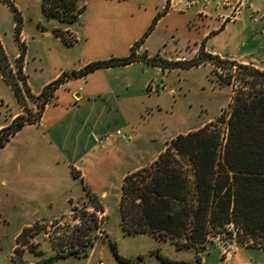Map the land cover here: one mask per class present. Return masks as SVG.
<instances>
[{"label":"rangeland","instance_id":"374dc122","mask_svg":"<svg viewBox=\"0 0 264 264\" xmlns=\"http://www.w3.org/2000/svg\"><path fill=\"white\" fill-rule=\"evenodd\" d=\"M10 1L18 10L21 25L17 32L16 13L6 0H0V43L6 55V60H4L6 70L9 74L18 76L21 69L22 74L27 76L25 81L28 80L36 89H39L44 81L59 70H62L59 77L63 76L65 82L73 77L72 68L74 66H79V71L88 63L108 59L106 58L108 56L109 58L122 57L117 55L124 51L128 41L132 39L139 27L137 20L124 19V14L119 12V8L111 9V2L120 0H89L85 14L82 12L73 22L46 15L42 9V0ZM183 1H187L188 5L197 4L202 9H207L209 2L213 0ZM263 4L264 0H215V8L220 6L229 10L228 15L222 17V25L229 20L236 21L241 14L246 19L250 27L247 31L250 38L246 42L247 55L243 59L249 62L241 63L234 59L221 58L218 55L223 59L218 65L214 59L201 53L202 48L204 49L201 46L195 55L187 59L197 56L206 58L201 63L208 64L206 67H180L182 69L168 71L167 79L170 85L177 89L176 111L170 114L168 112L170 110H167L168 113L165 112L161 118H158L160 114H156V111L145 112L147 119L139 115L142 119L139 127L145 132L146 129H152L156 123H165L166 129L161 130V133L155 131L158 139L149 145L144 142L145 136L141 134L139 140L132 146L135 158L149 157L161 145L163 136L168 135L174 129L185 128L189 125L199 126L204 120L216 121L221 114H227L233 97L243 84L242 76L245 70L239 64H248L264 70V11L259 9V6ZM114 11L117 12L119 19L116 22L111 20L115 14ZM158 18L157 14L151 24L155 26ZM198 25V21L184 23V21L177 20L176 26L171 28L172 34L190 35L201 29ZM68 26L72 32L66 29ZM238 26L239 24L231 25L226 32ZM57 29L62 33L61 35L56 34ZM46 32H50L51 35H45ZM106 36H112L114 42L111 44V38L108 40ZM102 40H107L109 43L104 46L101 44ZM23 45L26 48L22 59L19 56ZM18 82L21 84L23 95L21 101L7 83L0 81V122L10 119L17 112V106L21 108V114H25L32 121H37L46 104L52 100L54 87L48 88L45 93H42L43 90L40 93H34L32 90L28 93L22 80L18 79ZM166 105H170L169 102H166ZM217 127L222 132V136L227 133L226 122H217ZM2 137L3 135L0 136ZM171 140L168 141L167 146ZM17 145L18 141L13 140L11 149L0 152V172L2 161L6 156L9 157V153L15 154ZM13 149L14 152H12ZM118 172L119 167L116 166L106 174L103 183L106 188H110L107 197L99 199L85 187L84 196L72 200L68 210H59L60 215L52 219H40L31 223L30 225L34 224V226L26 232L24 237L28 243L22 245L20 252H16L18 243L5 264H19V260H22L24 264H121L110 242H115L119 253L130 258L135 262L133 264H165L158 257V252L178 260H195L196 255H199L201 258H206V264H216L218 261L219 264H264V248L239 241L233 223L213 229V232L209 234L206 247L199 246L198 250L177 248L171 241L157 239L150 234L125 233L121 226V195L119 196L117 192ZM74 174L77 175L76 171ZM192 191L193 177H191ZM29 203H23L15 212L13 210L14 216H12L13 221L10 227L13 228L23 221L30 220L37 212L41 213L42 210H35L34 205ZM96 206L101 208L97 210ZM30 244H33V250L30 249ZM7 248L4 247V250ZM85 250L88 251L87 255Z\"/></svg>","mask_w":264,"mask_h":264},{"label":"crops","instance_id":"0c3cea01","mask_svg":"<svg viewBox=\"0 0 264 264\" xmlns=\"http://www.w3.org/2000/svg\"><path fill=\"white\" fill-rule=\"evenodd\" d=\"M89 3V0H85L83 14ZM214 3L215 0L209 2L207 9H202L197 4L188 5L187 1L183 0L111 2V9L119 8V12L124 14V19H134L139 23L136 33L128 41L124 51L117 56L129 55L135 46L136 54L146 52L149 57L159 55L169 60H182L192 57L203 46L205 51L221 58L248 63L249 61L243 59L247 55L246 42L250 38L247 34L250 27L246 19L241 14L236 21L229 20L222 25V17L227 16L229 10L220 6L215 8ZM259 7L260 11H264V4ZM114 13L112 22L119 20L117 12ZM157 14L159 18L156 25L142 40ZM177 20L184 23L198 21V28L201 29L186 36L172 34L171 28L176 26ZM237 24L238 28L226 32L228 27ZM66 29L72 32L69 26ZM45 35L51 33L46 32ZM106 37L108 40L111 38V44L114 42L112 36ZM102 41L104 46L109 43L107 40ZM135 42L139 44L136 46ZM207 65L200 64L189 68ZM78 68L79 66H74L72 70L78 71ZM179 69L182 68L163 69L160 65L146 60H136L73 76L55 90L40 119L26 123L11 136L0 149V152L11 149L13 140L18 141L15 154L9 153V157L6 156L1 163L0 264L6 263L8 256L18 245L17 238L24 227L36 220L59 216V210H68L72 200L84 196L85 187L99 199L107 197L110 188H106L103 182L108 171L116 166L119 167L117 192L120 196L124 177L128 173L151 164L166 149L168 141L179 133H186L212 120H204L199 126L189 125L174 129L163 136L161 145L149 157L135 158L132 146L141 134L145 136L144 142L149 145L158 139L155 131L161 133V130L166 129L165 123H156L152 129H146V132L142 130L139 124L141 117L147 119L144 113L156 111V114H160L158 118H161L167 110H170V114L176 111L177 89L170 85L167 76L168 71ZM61 72L62 70H59L49 77L39 89L27 80L28 85L32 92L40 93L47 84L57 79ZM0 81L7 83L14 92L1 66ZM166 102L170 105L167 106ZM17 109L10 119L0 122V129L22 113L20 107L17 106ZM117 129L124 130L128 138L122 139L113 134L106 141H99L100 134L109 131L114 133ZM28 202L34 205L35 210H42L41 213L37 212L30 220L10 227L13 210L15 212L23 203ZM4 247L7 250H4ZM206 261L205 257L202 258L201 264H206ZM216 264H219V261Z\"/></svg>","mask_w":264,"mask_h":264},{"label":"trees","instance_id":"16d2710c","mask_svg":"<svg viewBox=\"0 0 264 264\" xmlns=\"http://www.w3.org/2000/svg\"><path fill=\"white\" fill-rule=\"evenodd\" d=\"M6 1L17 15L16 31L19 32L21 17L15 5ZM85 7V0H42L46 15L67 22L75 21ZM153 27L151 24L142 40ZM55 32L62 34L58 29ZM25 48L21 46L19 58H24ZM201 53L214 59L218 65L223 61L203 48ZM4 60L6 55L0 43V66L21 101L23 95L18 79L31 93L25 81L27 76L21 69L18 76L9 74ZM136 60H146L167 69L192 67L203 63L206 58L169 60L159 55L149 57L146 52L136 54L134 46L127 56L90 62L81 70H74L72 76ZM239 65L245 70L243 84L233 97L227 114H221L216 121L211 120L198 129L179 133L151 164L124 177L120 212L125 233L150 234L171 241L177 248L198 250L199 246L206 247L213 229L233 223L239 241L264 248V70L248 64ZM64 80L61 76L50 82L42 93L50 87L56 90ZM221 121L227 123V133L223 136L217 127V122ZM30 122L34 121L21 114L0 129V136L3 135L0 149L11 135ZM96 207L97 210L101 208ZM33 226L24 227L18 236L16 252L28 243L24 237ZM110 245L121 264L135 263L119 253L115 242ZM30 249L33 250V244ZM85 254L88 251L85 250ZM157 255L165 264H201L202 261L199 255L195 260L171 259L159 252ZM19 264L24 262L19 260Z\"/></svg>","mask_w":264,"mask_h":264},{"label":"built area","instance_id":"2783aa9c","mask_svg":"<svg viewBox=\"0 0 264 264\" xmlns=\"http://www.w3.org/2000/svg\"><path fill=\"white\" fill-rule=\"evenodd\" d=\"M113 134L121 137L122 139H127L128 138V135L126 133H124L121 129H117L114 133L108 132L106 134H103L102 136H100L99 141L100 142H104L107 139H109ZM222 264H224V263H222Z\"/></svg>","mask_w":264,"mask_h":264}]
</instances>
